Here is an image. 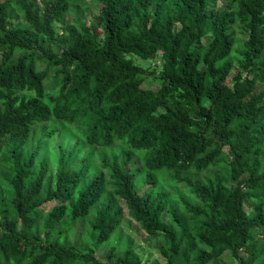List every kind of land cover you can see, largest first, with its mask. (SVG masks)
I'll return each mask as SVG.
<instances>
[{"label":"trees","instance_id":"16d2710c","mask_svg":"<svg viewBox=\"0 0 264 264\" xmlns=\"http://www.w3.org/2000/svg\"><path fill=\"white\" fill-rule=\"evenodd\" d=\"M80 1L0 0V264H141L107 247L122 207L160 241L164 264L225 251L254 264L264 252V0H89V24L67 20ZM130 54L160 65L145 71ZM154 73L158 87L144 88ZM68 130L78 141L53 155L51 173L40 142ZM115 146L91 171L93 149ZM156 175L189 199L156 188ZM91 213L86 245L67 244Z\"/></svg>","mask_w":264,"mask_h":264},{"label":"rangeland","instance_id":"374dc122","mask_svg":"<svg viewBox=\"0 0 264 264\" xmlns=\"http://www.w3.org/2000/svg\"><path fill=\"white\" fill-rule=\"evenodd\" d=\"M217 6H220L221 0H217ZM78 8L75 11H71L67 16V20H72L74 16H77L84 23L89 24L91 22L92 17L97 13V6L89 2V0H81L80 3L77 4ZM74 12V13H73ZM235 41H234V49L240 48L242 45V41L244 39V35L238 30L234 28ZM127 58L131 59L133 65L145 69V71H151L153 67L160 65V58L156 56L153 60H143L135 55H127ZM233 61V65L231 71L227 77L226 82L230 85V78L236 71L235 65V57L231 56ZM155 69V68H154ZM154 75H143V83L142 86L149 90H156L158 87L159 80L154 78ZM48 78L45 80L48 83ZM264 86V85H263ZM53 126H46V130L52 129ZM38 140L37 135L35 134L28 145V147H34ZM77 136L74 131L68 130L65 134H59L57 131L53 133L47 140H43L40 142L42 148L41 152L48 161L47 170L49 172H53L56 162L52 159L53 155L56 154L60 149H67L71 147L73 144L77 143ZM79 145V144H78ZM121 150V147L115 146L114 148H95L92 151L91 155V171H100L99 167V158L101 156H110L115 152ZM89 151L88 147L84 146L81 148L79 153L77 154V160L82 158V156ZM3 157L0 158V173L3 172L6 167V163L2 162ZM221 170V165L214 167L208 171L201 172L199 174L193 175L195 179H203L208 177V175L212 171ZM105 172V171H104ZM144 175V172L141 175L136 177V183L138 186L140 185V177ZM156 188L163 187L165 191H168L172 195L175 193V197L178 195L182 196L184 199H189V195L185 189L181 186H178L177 191H174L172 187L168 186V180L159 178V175H156ZM1 182H0V195H1ZM145 186L139 189L141 192ZM1 197V196H0ZM51 206L50 204L45 206L46 209ZM122 207V205H121ZM92 219V213L82 220H78L72 228L65 232L64 236L66 238V243L75 247H83L86 245V242L89 241L88 237V222ZM257 231V230H255ZM264 232V229L262 230ZM89 243V242H88ZM108 248L114 247V252H121L125 249L132 250L141 260V264H152L154 262H159L160 264H164L161 260L158 250L160 248V241L156 238L147 236L139 226L131 221L127 215V212L124 207H122V218L118 228L114 231L112 236L109 239ZM107 248L105 246H101L95 252V255L101 260H104V252ZM264 262V252L263 254L255 261L254 264H261ZM209 264H237L236 260L233 259L228 251H225L218 259L211 261Z\"/></svg>","mask_w":264,"mask_h":264}]
</instances>
